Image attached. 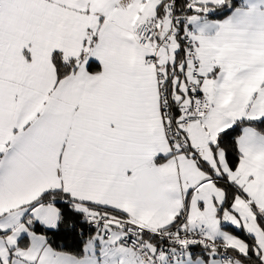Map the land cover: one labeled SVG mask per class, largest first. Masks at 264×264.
<instances>
[{"label":"crops","instance_id":"0c3cea01","mask_svg":"<svg viewBox=\"0 0 264 264\" xmlns=\"http://www.w3.org/2000/svg\"><path fill=\"white\" fill-rule=\"evenodd\" d=\"M146 1L156 17L161 0ZM197 1L206 16L191 13L188 25L200 89L210 106L185 128L190 148L173 154L149 60L153 52L137 44V21L90 24V9L105 15L101 0H0V264H143L114 227H106L107 236L103 228L87 237L82 255L53 249L30 228L32 222L57 227L60 212L53 201L30 206L49 190L78 200L76 205L110 207L149 228L171 226L185 202L189 227L204 221L210 236L246 252V242L229 228L254 237L248 224L264 222V127L241 126L234 168L211 145L237 120L264 118V36L251 34L264 33V19L242 0L222 17L207 15L224 0ZM115 4L109 15L120 0ZM168 27L164 14L154 41ZM178 40L156 50L168 76L175 71ZM53 52L64 62L76 59L59 79ZM90 60L98 70H88ZM183 65L180 77L190 78L188 60L176 71ZM174 99L190 103L180 81ZM197 147L199 155L192 150ZM219 176L235 189L229 207L216 184ZM166 264L245 263L222 261L205 250Z\"/></svg>","mask_w":264,"mask_h":264},{"label":"built area","instance_id":"2783aa9c","mask_svg":"<svg viewBox=\"0 0 264 264\" xmlns=\"http://www.w3.org/2000/svg\"><path fill=\"white\" fill-rule=\"evenodd\" d=\"M165 3V14L169 19V27L166 32L154 41L155 30L159 25V18H151L142 22L133 30L135 40L139 46L150 47L152 55L149 60L155 66V74L158 85V100L161 113L165 119L163 124L171 152L177 154L188 150L189 143L185 133L188 123L204 115L209 109V102L200 89L201 76L197 72V59L195 41L190 37L191 29L188 25V15L201 13L202 9L197 0H184L181 12H177L174 0H162ZM182 39L184 57L191 65L190 78H185L183 86L188 92L190 103L180 106L177 122L169 121V105L165 74L162 65L156 57V50L161 45H166L170 40ZM194 154L199 155L202 149H192ZM73 208L83 215L86 225L104 228V236L108 235L106 227L119 228L122 232V242L134 250L138 259L143 264H166L185 255L200 254L202 251H211L213 255L222 261H232L235 256L226 245L218 239L210 236L204 221L195 220L194 226L189 227L185 219V202L178 215V222L165 227L149 228L127 216L95 214L85 204H73Z\"/></svg>","mask_w":264,"mask_h":264},{"label":"trees","instance_id":"16d2710c","mask_svg":"<svg viewBox=\"0 0 264 264\" xmlns=\"http://www.w3.org/2000/svg\"><path fill=\"white\" fill-rule=\"evenodd\" d=\"M176 4L177 12H181L184 0H174ZM240 5L239 0H224L220 7L211 14H208L209 17H222L227 14L231 9ZM165 14V3L161 0L156 8V17H162ZM155 17V18H156ZM179 49L176 52V60L172 67L175 68V71L170 74L165 80V87L167 91V102L169 105V121L176 123L179 117V109L181 103L179 100L174 99V93L179 92V81L182 82L185 78L181 76L183 74L184 66L183 65L179 71H176V66L180 61L185 60L184 57V47L182 39L179 38ZM51 61L55 68L56 79H59L69 72H71L76 66V59L71 58L70 60L64 62L61 59V56L58 52H53L51 55ZM99 63L90 60L87 64V68L90 71H95L99 69ZM169 69V67L167 66ZM173 75H176V81H173ZM242 125H252L257 129H262L264 127V118L259 120H250V119H241L237 120L236 123L221 132L218 133L216 141L211 145L212 148H221L224 152V158L229 168H234L238 162L239 153L235 144V137L239 133ZM216 184L220 186L224 191V201L223 205L229 207L233 196L235 194L234 187L225 179V177L219 176L216 177ZM53 201L56 207L59 209L60 218L56 228L48 229L39 225L37 222H32L30 228L33 231L42 233L49 245L55 250H63L74 255L83 254V244L85 239L94 234L97 230L96 227H89L86 225L83 215L74 210L73 202L78 201L73 198H70L68 195L61 193L59 190H49L41 194L34 202L30 204L34 205L39 202ZM85 203V202H83ZM88 208L93 210L95 214L104 213L107 215L123 216L117 210H114L107 206H94L90 203L86 204ZM178 219L174 221L173 224L177 223ZM172 224V225H173ZM259 224L264 230V222L259 221ZM230 232L235 234L244 240L247 244L246 252H238L235 249L228 248L235 256L236 259L244 262L245 264H250L251 261L256 262L257 264H264L261 260L259 253L255 249L254 237L244 231L243 229H233L229 228ZM26 235L22 236L20 242L25 240Z\"/></svg>","mask_w":264,"mask_h":264},{"label":"rangeland","instance_id":"374dc122","mask_svg":"<svg viewBox=\"0 0 264 264\" xmlns=\"http://www.w3.org/2000/svg\"><path fill=\"white\" fill-rule=\"evenodd\" d=\"M101 6L100 8L105 11V15L103 14H97L95 15L93 11L90 9L88 16L90 18V24H104L106 20L109 18L110 20L112 19H118V21L122 22L123 24H129L132 22L137 21V24L144 22L148 18H151L154 16V6H151V8H146L149 7V1H146V4H142L143 0H120V5L117 6V8L114 10L113 13L109 15V11L111 10V7L114 6L116 0H101ZM245 3H248L251 7H255V9L251 10L250 12L252 14L258 15V17L262 20L264 19V0H242ZM116 5V4H115ZM145 13H149V17L144 20L143 17ZM200 14L201 16H206L204 11L201 13H196ZM112 17V18H111ZM142 20V21H141ZM253 36H256L257 38H263L264 33L263 32H252L251 33ZM88 47H90L88 45ZM183 85V82H181V86ZM221 151V149H219ZM248 227L250 231L255 234V249L259 253L261 260L264 262V230L262 226L257 223L254 224L252 221L248 224ZM100 230V229H99ZM98 234H101V231H96L94 235L98 236ZM93 235V234H92ZM90 235V236H92ZM88 236V237H90ZM102 236V235H101ZM250 264H257L256 262L251 261Z\"/></svg>","mask_w":264,"mask_h":264}]
</instances>
